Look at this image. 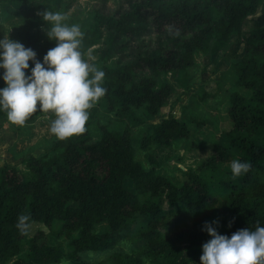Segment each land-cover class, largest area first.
I'll return each instance as SVG.
<instances>
[{"label":"trees","instance_id":"1","mask_svg":"<svg viewBox=\"0 0 264 264\" xmlns=\"http://www.w3.org/2000/svg\"><path fill=\"white\" fill-rule=\"evenodd\" d=\"M45 1L21 0L14 10V0H0L6 14L22 15L17 41L33 49L40 61L55 46L48 36L42 40L32 31ZM122 5L110 14L96 12L84 39L89 46H100L106 93L99 100L124 128L100 126L97 139L86 131L55 138L42 155L26 153L18 165L0 169V264H92L82 255L114 250L120 231H129L138 219L142 223L133 234L143 248L113 252L111 264H188L190 256L200 259L202 244L210 239L203 230L206 222L215 221L216 230L228 236L264 226V0H123ZM143 26L158 35L171 31L148 49L133 40ZM231 35L237 36L243 54L234 65L236 91L227 99L231 127L226 144H216L212 155L177 186L156 172L158 164L148 149L187 139V122L173 116L155 124L148 119L172 94L163 78L169 73L188 77L197 53H217ZM33 66L30 61L29 69ZM4 86L0 80V88ZM6 117L0 111V119ZM145 125L150 132L139 148L146 152L148 169L137 160L132 141V130ZM233 159L247 161L251 168L233 178ZM20 215L29 217V227L39 224L48 232L21 231ZM101 224L108 230L98 232ZM48 234L58 242L66 240V246L50 244Z\"/></svg>","mask_w":264,"mask_h":264},{"label":"rangeland","instance_id":"2","mask_svg":"<svg viewBox=\"0 0 264 264\" xmlns=\"http://www.w3.org/2000/svg\"><path fill=\"white\" fill-rule=\"evenodd\" d=\"M122 1L46 0L36 11L37 25L32 31L44 40L47 36L48 28V24L43 20L44 11H58L65 14V23L69 25L78 24L84 34L81 43V51L85 54L84 58L91 63H95L101 69V62L98 60L97 53V49L100 46H89L84 37L94 23L93 15L96 12L103 14L113 13L123 6ZM20 2L21 0H14L12 9L16 10ZM21 20L22 15L18 17L8 15L0 7V39L4 35H8L10 39L17 41ZM102 31L104 37H106V30L102 29ZM170 31V29H166L165 34L158 35L155 33L154 28L143 26L134 35L133 40L142 42L145 47L151 49L158 39L164 38ZM242 54L243 46L239 44L236 35H231L217 53H197L194 57V64L187 70L188 77H179L169 73L163 78L170 84L172 94L167 100V105L155 117L148 119L149 124H155L168 116H173L178 120L187 122L189 137L174 142L170 147H150L148 152L158 164L155 168L156 172L168 177L175 185L180 186L187 179L186 174L188 171H196L197 167L212 155L216 144H226L225 133L231 127L227 115L229 109L227 99L231 92L236 91L233 85L235 80L234 65L240 60ZM114 64L115 59L109 60L108 65L113 66ZM26 74H30V69L27 70ZM238 91L245 97L249 95L243 89H238ZM88 111L89 117L85 124V131L93 139L98 138L100 126H106L113 131H121L124 128L123 123L107 112L106 104L102 100L95 102ZM54 118V113L51 111L39 112V106H37V112L32 114L23 125L12 124L7 120V117L0 119V135L11 136L10 133H12L25 141L31 138L28 143H32L36 139L35 145L37 147L35 151H27L26 153H31L35 156L42 155L46 147L56 137L50 131V123ZM148 125L132 130V141L136 148V158L145 169H148L150 165L145 159L146 152L139 148V141L150 132ZM19 146L22 147V144ZM204 175L207 180H218L217 177L211 178L210 174ZM126 187L132 189L129 183L126 184ZM163 209H168L166 203H164ZM141 223L142 219H138L135 224L131 225L129 231H120L122 238L114 250L103 253L88 252L82 256L91 261L92 264H111L110 257L113 252L121 251L129 254L141 250L143 243L134 237L133 234ZM54 227L56 228L57 224ZM167 228L172 231L170 220L167 222ZM39 230L48 232L44 226L39 224H31L29 227L30 235L35 234ZM97 230L98 232H104L108 230V227L105 224H101ZM165 233H168V231ZM48 235L50 244L66 246V240L63 239L58 242L53 234ZM183 247L184 245L181 246V248ZM187 262L188 264H200V259L190 256ZM143 263L162 264L145 260ZM58 264L67 263L62 261Z\"/></svg>","mask_w":264,"mask_h":264},{"label":"clouds","instance_id":"3","mask_svg":"<svg viewBox=\"0 0 264 264\" xmlns=\"http://www.w3.org/2000/svg\"><path fill=\"white\" fill-rule=\"evenodd\" d=\"M47 36L55 46L36 58V52L9 36L0 39V111L12 124L23 125L37 112L54 113L50 131L65 139L85 131L89 109L106 93L105 73L84 58L81 51L83 32L78 24L65 23L61 12L45 10ZM33 63L30 74L29 62ZM233 178L246 174L251 164L240 159L230 162ZM27 215H20L17 228L26 230ZM206 222L204 229L210 239L202 244L200 264H264V226L255 230L239 229L231 236L220 234Z\"/></svg>","mask_w":264,"mask_h":264},{"label":"crops","instance_id":"4","mask_svg":"<svg viewBox=\"0 0 264 264\" xmlns=\"http://www.w3.org/2000/svg\"><path fill=\"white\" fill-rule=\"evenodd\" d=\"M10 135L11 136H4L3 134L0 135V169L4 165H18L21 157L27 151H35L37 147L35 145L36 139L32 143H28L31 138H29L28 141H25L24 139H20L18 136H14L12 133H10ZM20 144H22V147L19 146Z\"/></svg>","mask_w":264,"mask_h":264}]
</instances>
